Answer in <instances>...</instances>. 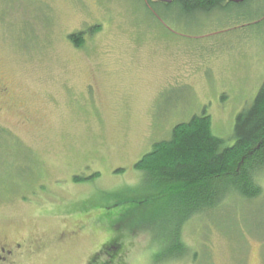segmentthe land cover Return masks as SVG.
Returning a JSON list of instances; mask_svg holds the SVG:
<instances>
[{"label": "rangeland", "instance_id": "1", "mask_svg": "<svg viewBox=\"0 0 264 264\" xmlns=\"http://www.w3.org/2000/svg\"><path fill=\"white\" fill-rule=\"evenodd\" d=\"M150 1L0 0V241L22 244L17 264H100L115 240L120 264H264V176L262 196L185 221L134 167L204 112L235 143L264 83V0L209 16Z\"/></svg>", "mask_w": 264, "mask_h": 264}, {"label": "trees", "instance_id": "2", "mask_svg": "<svg viewBox=\"0 0 264 264\" xmlns=\"http://www.w3.org/2000/svg\"><path fill=\"white\" fill-rule=\"evenodd\" d=\"M150 3L163 4L167 8L178 5L189 16H209L234 4L228 0ZM82 35L71 34L69 39L78 45ZM234 137L235 143L226 146L222 138L214 135L211 116L204 112L188 122L177 124L171 139L156 143L154 149L134 167L144 173L154 195L173 196L177 207L187 210L186 221L192 216L190 212L217 208L227 197L251 200L263 195L264 83L254 101L238 114ZM98 175L75 176L74 180L92 179ZM178 225L177 246L183 247L186 255L190 250L180 237V222ZM124 251L122 243L115 240L105 245L94 258L105 257L100 264H120Z\"/></svg>", "mask_w": 264, "mask_h": 264}, {"label": "flooded vegetation", "instance_id": "3", "mask_svg": "<svg viewBox=\"0 0 264 264\" xmlns=\"http://www.w3.org/2000/svg\"><path fill=\"white\" fill-rule=\"evenodd\" d=\"M81 33L85 35L83 31ZM87 33L88 32H86V34ZM83 35L81 37V40L78 42V45L75 44L76 46L82 47L85 44V38L83 37ZM0 92H7V87L1 86ZM22 252L23 247L21 243L10 244L3 243L2 241H0V264H17L18 257L21 255Z\"/></svg>", "mask_w": 264, "mask_h": 264}, {"label": "water", "instance_id": "4", "mask_svg": "<svg viewBox=\"0 0 264 264\" xmlns=\"http://www.w3.org/2000/svg\"><path fill=\"white\" fill-rule=\"evenodd\" d=\"M154 1L169 4V3H172L174 0H154ZM228 1L232 3L240 4V3L245 2L246 0H228Z\"/></svg>", "mask_w": 264, "mask_h": 264}]
</instances>
